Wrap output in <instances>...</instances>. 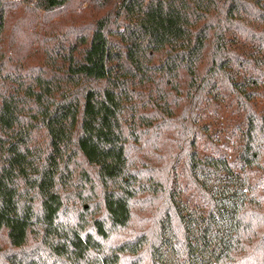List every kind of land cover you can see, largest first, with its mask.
<instances>
[{"label":"trees","instance_id":"obj_1","mask_svg":"<svg viewBox=\"0 0 264 264\" xmlns=\"http://www.w3.org/2000/svg\"><path fill=\"white\" fill-rule=\"evenodd\" d=\"M26 1L0 0V264H264V0Z\"/></svg>","mask_w":264,"mask_h":264},{"label":"rangeland","instance_id":"obj_2","mask_svg":"<svg viewBox=\"0 0 264 264\" xmlns=\"http://www.w3.org/2000/svg\"><path fill=\"white\" fill-rule=\"evenodd\" d=\"M17 2H27L26 0H16ZM90 22V17L84 16L81 21L76 24V27L81 26V24H87ZM259 107L264 108V97L257 100ZM227 114L223 111V114L220 116H215L212 113L207 114V122L210 125V133L215 136V140L219 143H229L230 144V136L227 134V122H226Z\"/></svg>","mask_w":264,"mask_h":264}]
</instances>
